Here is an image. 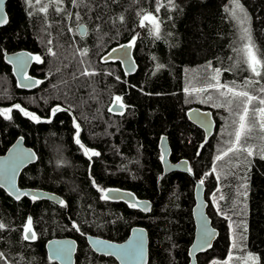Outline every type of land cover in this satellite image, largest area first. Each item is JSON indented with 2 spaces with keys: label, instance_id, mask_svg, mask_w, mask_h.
I'll return each instance as SVG.
<instances>
[{
  "label": "trees",
  "instance_id": "1",
  "mask_svg": "<svg viewBox=\"0 0 264 264\" xmlns=\"http://www.w3.org/2000/svg\"><path fill=\"white\" fill-rule=\"evenodd\" d=\"M240 2L250 17L253 42L264 52V0ZM160 3L164 6L156 13L157 0H32L31 6L26 0L6 1L8 22L0 26V110H12L10 118L0 112V154L22 136L37 160L21 171L18 186L50 191L64 203L25 196L14 200L0 188V224L5 225L0 228V253L5 257L0 264H57L48 259L44 244L62 236L76 240V264H117L95 254L85 235L122 241L134 225L147 229L148 264H187L194 179L204 181L207 214L219 231L211 249L197 256V264H223L228 255L248 253L264 264V160L254 155L245 163L246 153L241 152L215 161L234 140V113L242 111L243 104L234 101L229 111L214 106L221 102L214 89L185 91L214 82L209 77L219 68L221 84L259 81L243 90L264 97L259 92L264 71L254 76L237 51L247 41L240 39L232 0H174L175 8L168 0ZM42 6L47 12L39 11ZM146 12L162 21L159 37L150 32L148 21L140 25ZM79 23L87 26L84 37L76 31ZM123 42L133 44L138 68L132 75H125L117 61L101 60L109 48ZM20 49L41 57L29 70L42 81L33 90L18 88L3 58L4 51ZM85 68L95 74L82 75ZM116 96L125 104L122 114L108 110ZM16 104L40 117L39 122L13 107ZM192 106L212 111L211 136L205 137L188 120L186 111ZM53 108L60 110L53 115ZM76 124L81 144L98 156L85 155L75 142ZM162 135L169 143L170 160L186 159L192 176L162 172ZM250 135L247 143L257 146L255 152L264 132L257 125ZM107 187L152 200L151 211L102 199L100 189ZM245 191L246 196L240 195ZM28 217L36 236L31 240L24 239Z\"/></svg>",
  "mask_w": 264,
  "mask_h": 264
},
{
  "label": "water",
  "instance_id": "2",
  "mask_svg": "<svg viewBox=\"0 0 264 264\" xmlns=\"http://www.w3.org/2000/svg\"><path fill=\"white\" fill-rule=\"evenodd\" d=\"M7 0H4L3 6L0 7V18L5 14L8 15L5 9V4ZM5 25V24H3ZM0 25V26H3ZM76 31L79 36L84 37L87 33V26L84 23H79L76 26ZM131 46L129 47V45ZM124 46V47H121ZM113 49L116 51L113 53ZM37 56L25 49H20L11 52H3V58L7 64L11 67V72L15 78L16 85L18 88L24 90H33L38 84L34 81H40L38 77L29 73L32 63L35 61L33 57ZM102 61H117L119 62L122 71L125 75H132L138 68L137 62L133 55V45L131 42H123L109 48L105 54L102 56ZM32 83L31 87H24L23 85ZM124 106L125 104L122 103ZM112 108L111 113H122L124 108L121 109L119 103L115 102V99L109 105L108 110ZM186 115L188 120L201 128L204 131L205 137H209L215 130V119L212 115L210 109H202L198 106H192L187 109ZM159 149L161 156L164 159H160L162 172L167 174L171 171H180L188 173L192 176L189 170V163L186 159H179L177 161H171L169 158L170 147L165 135H162L159 139ZM25 153L31 154V159H26L23 162H19L17 159L18 154ZM37 160L35 151L24 144L22 136L17 137L13 143L5 150L4 153L0 154V188L3 189L10 197L14 200L16 196L21 192H28L29 195L25 196L32 198L33 195L37 196L38 200L45 199L51 201L55 204L61 205L62 198L57 194L50 191L38 189V188H28L18 186V177L21 171L31 163ZM15 167V171H12V167ZM7 176L12 177L9 181ZM201 180L194 179L193 186V200L194 203L191 207V216L193 220V238L187 248L188 262L187 264H197V256L200 253L206 252L211 249L214 240L216 239L219 231L215 228L209 215L207 214L208 201L205 199V187L204 183H200ZM105 189H117L118 192H111L110 197H123V199H113L109 200H122L126 202L129 206L131 204H137V209L142 213H149L152 208L153 201L145 198L138 199L129 190H124L117 187H107ZM104 193L102 192V196ZM24 197L21 196L20 199ZM147 206V210H145ZM207 231L210 233V247L204 245L202 235ZM142 240L143 245V258L140 256L126 257L123 255L124 251L129 248L130 245H135L136 242ZM86 241L91 248V250L97 254L111 256L118 264H148V232L147 229L141 225H134L129 230L127 237L122 241H111L102 237L95 235H86ZM64 249L63 252H58L59 249ZM44 249L48 259L56 262L57 264H75V254L77 251V242L71 236L53 237L48 239L44 244Z\"/></svg>",
  "mask_w": 264,
  "mask_h": 264
},
{
  "label": "snow or ice",
  "instance_id": "3",
  "mask_svg": "<svg viewBox=\"0 0 264 264\" xmlns=\"http://www.w3.org/2000/svg\"><path fill=\"white\" fill-rule=\"evenodd\" d=\"M36 2L39 3V0H36ZM72 2L75 3L76 0H72ZM3 3H4V0H0V7L3 6ZM26 3H28L31 6L32 0H26ZM232 3H233V7L231 9L232 16L237 20L238 24L241 26L240 27V33H241L240 39L242 41H247L246 43L243 44V47L238 49L237 51L243 53V62L247 65L248 69L254 74V76L261 77L262 71H264V52H261L260 49H258L255 43L253 42L252 35H251L252 30L249 24L250 17L248 16L244 6L240 2V0H232ZM168 5H170L173 8L177 7V5L174 3V0H168ZM163 6L164 5L160 3V0H157V6L155 8V12L159 13L161 7ZM57 10L59 11V9ZM39 11L47 12V6L40 7ZM77 18H79L78 13H77ZM121 19H123V17H121ZM145 21H148L151 25L150 32L154 34L155 36L159 37L160 26H161L162 21L159 20L158 16L153 15L151 12H146L145 14L142 15V18L140 20V25L142 27L145 26ZM7 22H8L7 16L5 14L2 18H0V25L6 24ZM134 39L135 38H133V41ZM49 43H51V41H49ZM130 46L131 44L129 45V47ZM121 47H124V46H121ZM48 51L51 55H55V52L51 48H49ZM115 51L116 49H113V53ZM86 53H87V50L85 49L82 52V55H86ZM33 59L36 60L37 62H42L41 57L38 55L33 57ZM157 67H163V66L158 65ZM208 67L211 68V62H209ZM213 71L215 75L210 76L209 80L214 81V82H210L206 85V87L199 88V89L185 88V91L186 92H190V91L206 92L208 89H214L219 93V98L221 99V102L214 104V106L215 107H226L229 111H232V105L234 101H240L243 104L242 111L234 113V115L238 117L237 120L233 121V123L236 125L235 132H234V140H231L228 142L229 146L227 147V149L225 151H222L221 154L217 155L215 157V161L222 160L225 156L229 155L230 153H236L238 155L241 152L246 153L245 160L243 161L245 163L247 162L248 157H252L254 155H258L259 159L264 160V136H261L260 138L261 144L257 148V151L255 152H254V148H256L257 146L247 143V141L251 139L250 134L253 128L256 127L257 125L259 129L262 132H264V97L253 95L249 91L243 90L246 87L259 83V81L248 79L245 81V84L243 86L235 85L234 83L233 85L221 84L218 79L221 69L216 68V69H213ZM81 74L82 75H94L95 72L89 71V69L85 68ZM117 79H119V77H117ZM34 83L39 84V83H42V81H34ZM23 86L31 87L33 86V84L29 83ZM259 92L264 93V85L260 86ZM212 99H213L212 96L207 97V100L209 101ZM121 101H122V97L120 96L115 97V102L119 103L120 108L123 109L125 106L121 103ZM223 101H226V103H224ZM254 102H257L259 106H256ZM13 107L23 112L25 116H29L33 120H36L37 122H39L40 117L34 115L31 112L24 110L23 108H21L19 104H16ZM11 110H12L11 108H5V109L0 110V112L5 114L6 118H10L9 116H7V114L10 113ZM59 110H60L59 108H53L52 114L55 115V113ZM113 110L114 109L112 108L109 109V111H113ZM79 128H80V125L76 124L77 138L75 142L84 149L85 155H88L90 153L91 156H98L99 155L98 152L88 149L81 144V141L79 139V131H78ZM200 147H203V145H200ZM199 154L200 153L197 152V155ZM17 159L19 162H23L26 159H31V154L20 153L18 154ZM161 159L162 160L164 159L163 155L161 156ZM12 171L13 172L15 171L14 166L12 167ZM212 172L213 173L216 172L215 162L213 164ZM209 174L211 173H206V175H209ZM5 176L9 181H11L12 177L7 176V173H5ZM219 179H220L219 176H217L218 181ZM93 183L95 184V181H93ZM200 183L203 184L204 181L201 180ZM241 187L246 188V185H242ZM100 191L104 193V195L101 197L102 199H105V200L109 198L123 199L122 196L121 197H110L109 194L111 192L119 191L117 189H100ZM217 191H219V189H217ZM28 195H29L28 192H21L16 196V199H20L21 196H28ZM213 195L215 197V194ZM240 195L246 196L247 192L246 191L242 192L240 193ZM32 199L33 200L37 199V196L33 195ZM220 199L223 200L225 199V197L221 195ZM61 203L63 204L64 202L61 201ZM130 206L137 207V204H131ZM145 210H147V206H145ZM31 225H32V218L28 217L27 222L25 223L24 229H23L25 240L36 238ZM4 227L5 225L0 224V228H4ZM74 227L76 226L74 225ZM210 235L211 234L208 233L207 231H205L202 235L204 245H207L209 247L211 246L209 242ZM233 247H236L235 242L233 243ZM63 251H64L63 248L58 250V252H63ZM123 255L126 257L140 256V258L142 259L143 258L142 240L136 242L135 245H130L129 248L124 251ZM0 259H5V257L3 256V253H0ZM248 260L252 261L253 264H257L259 258L253 256L252 253H248L246 257V262Z\"/></svg>",
  "mask_w": 264,
  "mask_h": 264
},
{
  "label": "rangeland",
  "instance_id": "4",
  "mask_svg": "<svg viewBox=\"0 0 264 264\" xmlns=\"http://www.w3.org/2000/svg\"><path fill=\"white\" fill-rule=\"evenodd\" d=\"M147 22V21H145ZM103 56V55H102ZM101 60H102V57H101ZM106 62V61H104ZM40 80V78H39ZM115 98L112 99V101L114 100ZM112 101L110 102V104L112 103ZM122 103V102H121ZM109 104V105H110ZM108 105V107H109ZM31 240V239H30ZM248 255V254H247ZM247 255L243 256V255H238V257H232L231 255H228L224 261H223V264H253L252 261L248 260L246 262V257Z\"/></svg>",
  "mask_w": 264,
  "mask_h": 264
},
{
  "label": "flooded vegetation",
  "instance_id": "5",
  "mask_svg": "<svg viewBox=\"0 0 264 264\" xmlns=\"http://www.w3.org/2000/svg\"><path fill=\"white\" fill-rule=\"evenodd\" d=\"M32 66V65H31ZM31 68V67H30ZM30 73V72H29ZM131 229V228H130ZM87 235V234H86ZM86 235H85V239H86ZM98 237H100V236H98ZM103 238V237H102ZM106 239V238H105ZM111 241H114L115 242V240H111ZM86 243H87V241H86ZM87 245H88V243H87ZM88 247H89V245H88ZM90 248V247H89ZM91 249V248H90ZM95 253V252H94ZM95 254H97V253H95ZM97 255H100V254H97ZM100 256H105V255H100ZM105 257H110V258H112L113 260H114V262H116V260L113 258V257H111V256H105ZM117 263V262H116ZM75 264H76V259H75ZM118 264V263H117Z\"/></svg>",
  "mask_w": 264,
  "mask_h": 264
}]
</instances>
